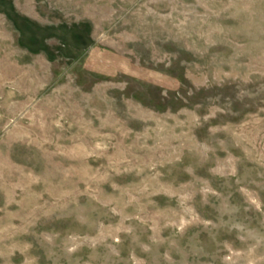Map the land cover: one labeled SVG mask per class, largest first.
Masks as SVG:
<instances>
[{"label": "rangeland", "instance_id": "obj_1", "mask_svg": "<svg viewBox=\"0 0 264 264\" xmlns=\"http://www.w3.org/2000/svg\"><path fill=\"white\" fill-rule=\"evenodd\" d=\"M0 264H264V0H0Z\"/></svg>", "mask_w": 264, "mask_h": 264}]
</instances>
